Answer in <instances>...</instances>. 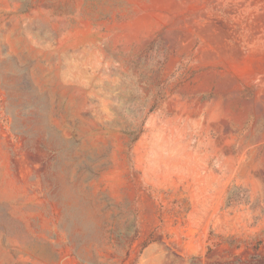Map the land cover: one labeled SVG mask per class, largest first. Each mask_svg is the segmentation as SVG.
<instances>
[{"label": "rangeland", "instance_id": "1", "mask_svg": "<svg viewBox=\"0 0 264 264\" xmlns=\"http://www.w3.org/2000/svg\"><path fill=\"white\" fill-rule=\"evenodd\" d=\"M0 264H264V0H0Z\"/></svg>", "mask_w": 264, "mask_h": 264}]
</instances>
